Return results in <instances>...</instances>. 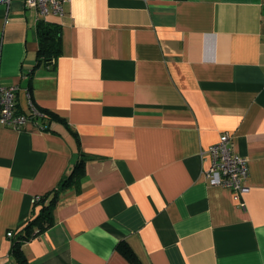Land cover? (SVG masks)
Segmentation results:
<instances>
[{
	"label": "crops",
	"instance_id": "1",
	"mask_svg": "<svg viewBox=\"0 0 264 264\" xmlns=\"http://www.w3.org/2000/svg\"><path fill=\"white\" fill-rule=\"evenodd\" d=\"M39 20L62 52L34 67ZM0 85L64 120L0 124V264L80 158V190L22 244L30 264H131L120 241L142 264H264V0L0 2ZM222 133L248 160L243 206L204 175Z\"/></svg>",
	"mask_w": 264,
	"mask_h": 264
},
{
	"label": "built area",
	"instance_id": "2",
	"mask_svg": "<svg viewBox=\"0 0 264 264\" xmlns=\"http://www.w3.org/2000/svg\"><path fill=\"white\" fill-rule=\"evenodd\" d=\"M68 1L70 0H23L26 7H34L42 15H62L64 4ZM0 2H9V0H0ZM17 89V85H0V124L19 130L28 123H33L42 131L49 130L47 114L36 107L31 100L28 112L17 108ZM205 152H208L210 156V164L204 172L206 181L210 185L229 188L233 199L243 206L242 195L248 190L246 185L248 160L246 156L234 150L228 133H222L218 141L202 153ZM7 234L12 236L13 232L9 231Z\"/></svg>",
	"mask_w": 264,
	"mask_h": 264
},
{
	"label": "trees",
	"instance_id": "3",
	"mask_svg": "<svg viewBox=\"0 0 264 264\" xmlns=\"http://www.w3.org/2000/svg\"><path fill=\"white\" fill-rule=\"evenodd\" d=\"M36 27L39 47L37 51V61L34 67H37L41 63L53 65L62 52L61 27L57 23L44 20H39ZM46 113L50 117L47 121L48 124L50 120L53 119L64 121L60 116L53 112L47 110ZM84 165L85 160L83 158L78 159L70 172L60 181L56 188L51 192L37 196L34 199L35 205L40 204L38 213L26 221L25 225L20 229L11 244L10 253L17 264H30L23 253L22 244L54 223L53 209L62 191L68 188H76L77 190H80V182L84 176ZM116 249L131 264H142L140 259L126 242H118Z\"/></svg>",
	"mask_w": 264,
	"mask_h": 264
}]
</instances>
